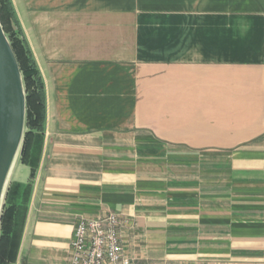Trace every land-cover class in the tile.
I'll return each instance as SVG.
<instances>
[{
    "label": "crops",
    "instance_id": "0c3cea01",
    "mask_svg": "<svg viewBox=\"0 0 264 264\" xmlns=\"http://www.w3.org/2000/svg\"><path fill=\"white\" fill-rule=\"evenodd\" d=\"M11 1L46 94L16 264L109 213L134 264H264V0Z\"/></svg>",
    "mask_w": 264,
    "mask_h": 264
},
{
    "label": "trees",
    "instance_id": "16d2710c",
    "mask_svg": "<svg viewBox=\"0 0 264 264\" xmlns=\"http://www.w3.org/2000/svg\"><path fill=\"white\" fill-rule=\"evenodd\" d=\"M0 21L23 74L27 98L26 133L21 161L31 169L28 183H10L0 221V264H16L34 180L39 167L46 120V94L41 74L23 34L11 0H0Z\"/></svg>",
    "mask_w": 264,
    "mask_h": 264
},
{
    "label": "water",
    "instance_id": "95a60500",
    "mask_svg": "<svg viewBox=\"0 0 264 264\" xmlns=\"http://www.w3.org/2000/svg\"><path fill=\"white\" fill-rule=\"evenodd\" d=\"M27 98L19 61L0 21V221L26 133Z\"/></svg>",
    "mask_w": 264,
    "mask_h": 264
},
{
    "label": "built area",
    "instance_id": "2783aa9c",
    "mask_svg": "<svg viewBox=\"0 0 264 264\" xmlns=\"http://www.w3.org/2000/svg\"><path fill=\"white\" fill-rule=\"evenodd\" d=\"M122 221L115 213L78 220L64 264H134L121 236Z\"/></svg>",
    "mask_w": 264,
    "mask_h": 264
},
{
    "label": "rangeland",
    "instance_id": "374dc122",
    "mask_svg": "<svg viewBox=\"0 0 264 264\" xmlns=\"http://www.w3.org/2000/svg\"><path fill=\"white\" fill-rule=\"evenodd\" d=\"M8 36H9V37H11V36H14V33H13V32H11V31H9V32H8ZM20 162L22 163L21 159H20ZM22 164H23V163H22ZM30 175H31V173H30ZM29 180H30V178H29ZM29 180H28V181H29ZM28 181H27L26 183H28ZM12 183H14V184H15V183H19V182L12 181ZM26 183H24V184H26Z\"/></svg>",
    "mask_w": 264,
    "mask_h": 264
}]
</instances>
